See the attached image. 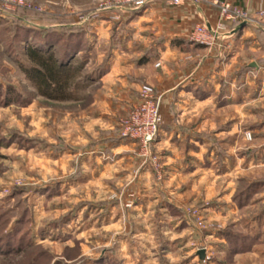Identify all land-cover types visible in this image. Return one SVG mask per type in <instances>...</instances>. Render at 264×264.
Segmentation results:
<instances>
[{
    "label": "rangeland",
    "instance_id": "rangeland-1",
    "mask_svg": "<svg viewBox=\"0 0 264 264\" xmlns=\"http://www.w3.org/2000/svg\"><path fill=\"white\" fill-rule=\"evenodd\" d=\"M102 1L0 0V264H264L257 76L239 105L242 68L195 44L197 77L157 99L156 172L120 126L143 85L159 98L148 19L79 23ZM31 47L68 53L92 80L73 100L37 94Z\"/></svg>",
    "mask_w": 264,
    "mask_h": 264
},
{
    "label": "crops",
    "instance_id": "crops-1",
    "mask_svg": "<svg viewBox=\"0 0 264 264\" xmlns=\"http://www.w3.org/2000/svg\"><path fill=\"white\" fill-rule=\"evenodd\" d=\"M229 1L248 9L252 14L258 8H264V0ZM89 2L91 1H85L84 4L87 5ZM116 12L115 10L99 11L96 19H93L92 16H86L79 23L92 26L98 22L106 24L113 18H117ZM218 16V9L211 3V0H183L182 4L178 6H172L164 0H158L137 14L138 19H148V22L145 23L147 25L144 26L147 31L144 35L151 37V45L154 44V47L149 51L150 54H148L153 55V59H159L157 61L159 65L161 62L160 71L155 73L154 81L157 80L155 86L158 87L157 92L162 107L170 102L169 93L171 91L176 90L185 80L190 81L198 75L200 60L199 58L194 59V57L198 53L197 49L201 47H195L196 43L190 40L191 29L195 24L201 22L215 26L219 21ZM150 26L152 27L150 28ZM230 28L232 29L230 34L219 40L213 46V49L209 47L212 50L208 55L214 58L226 54V70L235 63L239 64V69L242 68L241 73L238 75L240 77L238 86L239 105L246 103L245 97L250 87L248 86V78L257 76V86L254 88L256 91L255 102L262 104L264 107V30L256 23H234L231 24ZM191 54H194L191 57L194 59L193 63L198 64V66L191 68L190 73L184 76L180 68L181 61ZM153 59L148 62L152 64ZM256 112L264 114V108H258ZM261 127L264 129V124Z\"/></svg>",
    "mask_w": 264,
    "mask_h": 264
},
{
    "label": "built area",
    "instance_id": "built-area-1",
    "mask_svg": "<svg viewBox=\"0 0 264 264\" xmlns=\"http://www.w3.org/2000/svg\"><path fill=\"white\" fill-rule=\"evenodd\" d=\"M158 0H103L95 13L103 10L120 11L141 10ZM172 6L182 4L183 0H164ZM218 9V22L215 26L201 22L193 26L189 38L192 42L204 47H212L219 40L232 32L231 24L256 23L264 30V8H258L250 13L248 9L231 3L229 0H211ZM1 14V10H0ZM140 101L136 108L120 120L122 136L137 144L139 154L144 160L153 164L156 172L159 171L157 161L151 153V146L157 135L161 114L159 98L154 97L151 86L143 85L140 89Z\"/></svg>",
    "mask_w": 264,
    "mask_h": 264
},
{
    "label": "trees",
    "instance_id": "trees-1",
    "mask_svg": "<svg viewBox=\"0 0 264 264\" xmlns=\"http://www.w3.org/2000/svg\"><path fill=\"white\" fill-rule=\"evenodd\" d=\"M40 48L26 49V57L32 64L23 68L37 94L58 101L76 99L75 92L90 83L92 77H82V63L71 64L67 61L68 53L57 58L48 50Z\"/></svg>",
    "mask_w": 264,
    "mask_h": 264
}]
</instances>
